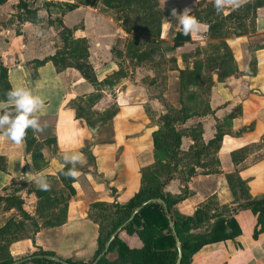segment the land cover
I'll use <instances>...</instances> for the list:
<instances>
[{
	"label": "crops",
	"instance_id": "crops-1",
	"mask_svg": "<svg viewBox=\"0 0 264 264\" xmlns=\"http://www.w3.org/2000/svg\"><path fill=\"white\" fill-rule=\"evenodd\" d=\"M20 1L0 2V59L8 70L11 88L26 87L45 103L35 114L42 130H32L36 143L31 151H28L25 136L16 144L0 129V198L9 195L24 198L28 189H40L37 176L46 178L49 189L55 191L54 182L56 188L65 190L58 177L68 167L61 159L62 154L79 151L82 162L76 166L77 176L73 183L76 195L68 201L66 223L40 229L34 235L31 251L37 246L53 252L60 259L88 262L98 248V225L90 219V206L96 202L127 204L140 191L142 169L154 163L152 135L166 110L158 99L148 101L144 87L148 83L142 81V85L136 72H129L120 81L102 88L101 100L113 98L117 108L113 119L102 123L103 113L109 108L98 109L101 101H86L96 90L78 71L67 68L57 72L52 61L38 63L53 57L62 47L59 29L49 24V18L60 16L59 6L73 4L75 0H29L31 3L24 0L30 9L37 11L39 24L19 19L23 13L18 8ZM201 2L211 3L213 0H159L164 12L161 41L173 45L176 34L181 32L178 17L172 15L174 11L180 14L189 8L192 13ZM253 2H259L261 7L253 21L245 22L248 34L223 40L210 39L208 26L199 23L200 30L188 34L190 41L176 49L179 55L175 72L178 74L186 69L183 52L189 45L206 47L217 42L218 45L221 42L226 44L236 70L222 81L217 80L218 68L212 70L214 85L208 96L210 112L192 117L184 125L189 128L200 124L205 144L214 139L218 129L225 135L217 153L218 165H209L208 154L201 156V165H195L190 157H183L177 174L166 184V192L185 197L174 208L183 216L193 215L212 198L219 206L236 207L226 179L233 173H238L247 183L251 197L264 196V0H238L239 6H229L223 14L227 16ZM62 21L65 27L74 31L75 39L88 41L89 61L99 82L118 73V59L113 50L126 40L128 34L111 12L81 6L65 13ZM236 24L229 23L231 30L237 28ZM122 53L126 55L123 50ZM193 66L194 63L189 68ZM179 77L176 80L180 81ZM90 107L101 110L97 125L86 124L85 114ZM0 111H11V108L0 102ZM106 127L111 129V138L100 140L99 136ZM193 145L192 139L185 136L181 151L187 153ZM193 167L196 173L187 178V170ZM14 211L6 212L0 207V214L8 215ZM234 218L242 235L234 240L204 246L192 257L190 264H264V234L253 239L256 217L249 210H243ZM123 239L130 247L141 246L135 235H124Z\"/></svg>",
	"mask_w": 264,
	"mask_h": 264
},
{
	"label": "trees",
	"instance_id": "trees-1",
	"mask_svg": "<svg viewBox=\"0 0 264 264\" xmlns=\"http://www.w3.org/2000/svg\"><path fill=\"white\" fill-rule=\"evenodd\" d=\"M101 3L102 11L111 12L112 17L120 24L124 32L131 35L133 41L129 44L128 55L130 58L139 63L153 61L154 55L160 50L159 42L161 41L164 19V12L160 7L159 0H102ZM81 6L97 7V4L94 3V0H75L73 4L59 6L61 8L60 16L55 19L49 18V24L56 25L59 29L62 47L53 57L38 63L43 64L52 61L57 72H62L67 68L78 71L82 78L95 88L96 93L86 100L88 103H94L103 98L102 88L113 83L110 79L103 82L98 81L94 67L89 61L88 41L75 39L74 31L65 27L62 21V16L65 13L72 12ZM260 7L259 2L247 3L224 16L223 13L218 14L215 11L213 2H201L191 15L199 23L208 26L210 39L223 40L233 35L248 34L249 30L245 22L253 21ZM18 8L23 11L19 18L21 21L33 24L41 22L37 11L30 9L29 3L26 1L21 0ZM229 23H237L235 26L237 28L231 30L232 27L229 26ZM140 37L147 39L153 48L143 52L135 51L136 45H139ZM187 41H190V36L182 34V31L178 32L173 39L171 50H176ZM217 50L205 62L194 63L192 69L186 68L179 71V87L184 96L181 98L179 109H167L166 114L160 116L157 122L158 129L152 135L154 163L142 169L140 191L127 204L96 202L90 206V219L98 225V248L94 258L88 262L61 259L62 261L68 264H92L103 252L112 235L128 222L137 208L148 202L150 203L144 206L119 231L107 254L98 264H176L178 257L177 239L180 241L183 253L181 264H190L192 257L204 246L234 240L242 235V230L234 215L243 210H249L257 219L253 239L257 240L261 234H264V196L261 198L251 197L247 183L240 178L238 173L226 176L229 188L235 198L236 207L219 206L217 201L212 198L204 206L198 208L193 215L183 216L177 213L174 208L185 197L182 194L173 195L165 191L166 184L175 177L179 165L183 164V157H190L195 165H201V156L208 154L209 165L219 164L217 153L225 135L224 132L218 129L214 139L205 144L200 124L189 128L184 127L192 117L204 116L210 112L208 100L201 99L200 94L206 93L209 96L214 85L213 76L209 70L216 71L218 68L216 71L218 81H222L236 72L232 53L226 44L221 42ZM113 52L114 56L117 54L121 56V52H118L117 49H114ZM205 70L208 72H204ZM119 74L120 71L115 75ZM125 76V74H120L119 78L122 79ZM148 80L149 78H146L143 82L147 83ZM151 83L155 82L152 80ZM9 89L11 86L8 81V70L0 59V102L5 103V93ZM156 99L164 106L162 95L157 96ZM116 113L117 108L115 106L108 109L106 113H103L102 123L111 121ZM151 115L148 110V116L151 117ZM232 116L230 115L229 118ZM185 136L190 137L194 142L187 153L181 151V141ZM25 137L28 151H31L36 143L31 129L26 131ZM38 166L36 163V168ZM66 170L67 168L58 174L65 188L61 193H56L49 188L47 191L34 188L30 190V193L37 199L34 215L25 212V199L23 197L9 195L0 198V207L3 211L7 212L14 209L21 214L22 218L18 220L16 217H12L0 227V264L15 262L7 249L9 245L23 238L22 233L25 231L26 221H31L36 227L34 235L42 228L60 227L66 223L68 201L76 195V190L73 188L74 178H67L62 174ZM195 173L194 167L189 168L187 178ZM155 200H162L164 205ZM124 235L137 236L141 246L139 248L130 247L124 241ZM31 239L34 244V237ZM46 255L55 256L53 252L44 251L42 248L34 246L28 257ZM23 264L56 263L45 259H32Z\"/></svg>",
	"mask_w": 264,
	"mask_h": 264
},
{
	"label": "rangeland",
	"instance_id": "rangeland-1",
	"mask_svg": "<svg viewBox=\"0 0 264 264\" xmlns=\"http://www.w3.org/2000/svg\"><path fill=\"white\" fill-rule=\"evenodd\" d=\"M29 3L31 1L27 0ZM102 0H94V3L97 4L98 8H102ZM131 35H128L126 40H122L117 50L118 52H121V56H118V54L115 56L118 63L120 74H128L129 72H136V76L138 78H141V83L143 85V80L146 78H149L147 81V86L144 85L146 88V94L149 100H157L156 97L159 95H162V98L164 100V108L167 112L171 109H179L180 107V101L181 98L184 96L181 94L179 84L180 82L177 79L178 73H176L177 68V57L178 53L176 50H171V43L166 41H160L159 46L160 50L157 52L154 57L153 61H144V62H137L136 60H133L128 55L129 53V44L132 42ZM218 42L214 44H210L206 47H200V45L197 47L196 45H189L187 51L183 52L184 62L187 64L186 68H189L192 66V63H198V62H205L210 55L216 53ZM137 49H134L135 51H147L153 48V45L148 42L147 39L144 37H140L139 39V45L136 47ZM122 50L126 52V55L122 53ZM220 53V51H219ZM196 58L195 60H193ZM118 71V72H119ZM208 72V71H204ZM209 72H212L209 70ZM119 75H114L111 77L110 81L114 83V81H120ZM154 76V77H153ZM154 81L155 83H151V81ZM107 90V89H106ZM112 94V93H111ZM204 101L208 100V96L206 93H200ZM186 95V94H185ZM113 97V96H112ZM111 97V98H112ZM113 99V98H112ZM112 99H104L100 100L101 105L97 106L98 109H101L103 107L105 108H113L114 106V100ZM202 100V101H203ZM186 101V100H185ZM98 109H92L90 107L88 111L85 114V119L87 121V125L93 126L94 124L97 125V121L99 118V112ZM111 129L106 127L103 129L101 135L99 136L100 140H108L111 138ZM53 185L55 187L56 193H61L62 190H59L56 188L55 183L53 182ZM32 188L28 189V195L24 196L25 199V212L30 213L31 215H34V208L36 204L35 196H29L31 195L30 190ZM16 217L18 220L22 219L21 214L17 211H14L13 213H10L8 215H4V213L0 214V227H2L10 218ZM39 222V221H38ZM41 222V221H40ZM36 227L33 225L31 221H26V227L25 231L22 233L23 238L11 245L8 246V252L11 254L13 260H21L25 257H28L31 252V246H32V239L34 237Z\"/></svg>",
	"mask_w": 264,
	"mask_h": 264
},
{
	"label": "clouds",
	"instance_id": "clouds-1",
	"mask_svg": "<svg viewBox=\"0 0 264 264\" xmlns=\"http://www.w3.org/2000/svg\"><path fill=\"white\" fill-rule=\"evenodd\" d=\"M229 6L233 8L239 6L238 0H213V7L218 14L224 13ZM172 15L178 17L177 23L182 34L188 35L200 30V24L191 15V9L185 8L180 14L174 11ZM4 102L10 106L11 111H0V129H3V135L11 142L20 143L29 129L36 132L42 130L35 115L44 107L45 103L39 95H34L30 89L23 86L13 87L5 93ZM61 159L68 166L62 174L67 178H75L77 176L76 166L82 162V154L76 150L65 151ZM36 182L40 190H48L49 185L45 177L37 176Z\"/></svg>",
	"mask_w": 264,
	"mask_h": 264
},
{
	"label": "water",
	"instance_id": "water-1",
	"mask_svg": "<svg viewBox=\"0 0 264 264\" xmlns=\"http://www.w3.org/2000/svg\"><path fill=\"white\" fill-rule=\"evenodd\" d=\"M94 131V130H93ZM156 202L160 203V204H163L164 205V202L162 200H155ZM150 203V202H148ZM148 203H144L141 207L137 208L133 214L131 215L130 219L128 220L131 221L139 212L140 210L146 206ZM126 222L117 232H115L112 237L110 238V240L108 241V243L105 245V249L103 250V252L97 257V259L92 263V264H98V262L107 254L109 248H110V245L111 243L113 242V240L116 238L117 234L119 233V231L125 227V225L128 223ZM176 247L178 249V257H177V261H176V264H181V261H182V258H183V253H182V250H181V245H180V241L177 239L176 240ZM32 259H45L47 261H52L56 264H68L64 261H62L60 258L58 257H55V256H36V257H27V258H24V259H21V260H17L15 262H13L12 264H23L27 261H31Z\"/></svg>",
	"mask_w": 264,
	"mask_h": 264
}]
</instances>
